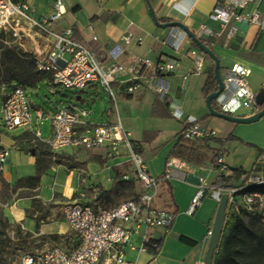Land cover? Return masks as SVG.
<instances>
[{"label":"crops","instance_id":"crops-1","mask_svg":"<svg viewBox=\"0 0 264 264\" xmlns=\"http://www.w3.org/2000/svg\"><path fill=\"white\" fill-rule=\"evenodd\" d=\"M22 1L33 9L32 15L36 19L48 17L53 11L52 0ZM235 1H246L247 6L243 12L258 11L264 24V0H149L158 20H166L168 23L180 22L194 34L201 25L216 33L217 35L207 36L201 40H204L218 57L220 74L235 64L241 65L250 71V76L258 78L256 89H252L246 79L249 89L257 92L264 88V28L247 22L236 23L234 36L230 37L229 30L232 24L222 27L211 16L216 6H231ZM62 3L65 14L62 21L53 26V30L59 31L70 27L74 38L94 50L101 60H105L107 50L115 45L123 49V54L118 59L122 64L129 63L134 57L152 61L158 60L159 57L176 60L178 66L174 73L156 79L150 82V85H144L134 94H125L114 87L118 115L110 114L112 99L108 97L106 107H101L99 116L94 121L111 122L113 116H117L139 144V152L151 176H161L168 160L180 163L178 164L180 169L175 170L173 179L166 183L162 194L165 205L175 212V218L158 254L155 257L147 254L138 257L132 255L130 258L137 264L203 262L217 204L207 195L194 213L189 214L188 209L191 199L197 192V185L187 182L183 175L186 173L188 176L191 173L205 179L206 184L211 186L218 174L230 177L239 184L241 178L238 172L263 170L264 117L251 124H233L210 116L203 98V89L212 62L199 52L189 38L182 41L178 50L163 44L170 28L162 29L156 26L145 0H62ZM126 34H131L134 38L130 45H125L121 41ZM136 38H141L142 42H136ZM197 63L200 64L199 68ZM184 75H188L186 80H183ZM159 90H162L163 98ZM84 93L94 96V101L101 98V92L95 87H90ZM155 97H158L160 102L165 99L168 105L155 110L158 117L151 115ZM77 99L82 104H89L88 99H82L81 96H77ZM123 106L129 109L130 116L132 114V118H129L130 127L124 123L125 118L121 117ZM173 111L182 113L184 118L194 117L203 127L216 131V137L208 141V146L212 150L207 154L209 160L218 155L215 164L209 161L202 166H194L176 158H168L182 130V120L173 118ZM164 114H169L170 117L164 118ZM140 120H143L142 125L139 124ZM23 133L32 134L22 131L16 136L0 135V149L9 152L1 172L0 216L36 236L59 238L66 234L71 236L62 212L61 217L51 218V214L56 212L58 206L77 199L76 195L81 186L94 184L104 192H111L118 178L131 172L125 154L110 155L104 147L95 150L69 148L57 154H64L73 159L76 167L66 171L64 165L53 163L41 176L38 186L32 190L36 192V196L24 194L16 197L13 191L16 182L36 173L35 146L26 148L27 139L16 140ZM231 137L236 140L226 141ZM258 150H261V155ZM92 156L100 157L105 164L100 166L90 160ZM220 162L226 167L225 170L215 168ZM20 190L30 191L27 188H17V191ZM34 198L43 206H50L46 220L43 218L38 220L37 216L26 214L31 209ZM59 241L62 246L71 245L69 238Z\"/></svg>","mask_w":264,"mask_h":264},{"label":"built area","instance_id":"built-area-1","mask_svg":"<svg viewBox=\"0 0 264 264\" xmlns=\"http://www.w3.org/2000/svg\"><path fill=\"white\" fill-rule=\"evenodd\" d=\"M246 6V1H235L231 6L218 5L211 16L222 27L232 24L230 37L234 36L236 23L247 22L264 28L260 13H244ZM52 7L53 11L48 17L36 19L32 15L33 9L26 2L0 0V40L6 42L9 38L21 48L29 45L26 52L32 55L35 70L45 77L38 85L51 83L53 86L83 93L90 87L102 88L114 100L115 88L131 95L144 85H150V82L177 70L176 60L166 57H159L156 61L134 57L127 64L119 63L118 59L123 54L119 45L109 48L105 60H101L94 50L74 38L70 27L53 30V26L62 21L65 10L62 0H52ZM195 35L203 39L217 34L201 25ZM187 38V34L180 28H170L163 44L178 50L182 41ZM133 39L131 34H126L121 41L130 45ZM136 42H142L141 38H136ZM199 66L197 63L198 68ZM249 74V70L237 64L224 73V89L215 99L219 112L250 117L259 110L255 101L256 92L249 89L246 81ZM187 77L188 75H184L183 80ZM159 93L163 98L162 90ZM0 97L4 130L21 129L32 133L36 140L48 144L53 151L69 148L95 150L104 147L110 155L125 154L132 171L131 176L125 174L121 178L133 181L136 187L134 197L118 203L109 204L96 199L90 201L84 199L83 194L65 203L61 212L72 237L71 245H53L39 252H27L19 264H137L130 256L147 254L155 257L175 218V212L165 205L162 194L166 183L173 179L175 170L180 169V163L168 160L161 176H151L139 152V144L122 121H92L89 119L91 110L72 104L55 112L35 109L33 120L32 103L26 89L4 84L0 86ZM75 100L80 102L77 97ZM240 110H245L246 114L237 115ZM172 117L182 120L181 135L185 139L211 141L217 135L215 130L203 127L194 117L184 118L182 113L176 111L172 112ZM43 119L51 124V136L47 140L42 139L39 128ZM8 156V150L0 149V187L2 168ZM262 161L264 162V157ZM221 164L223 163L220 162ZM220 165L219 170L226 169L224 164ZM183 178H187L186 173ZM240 178V183L228 190H213L205 179L199 178L200 184L191 199L188 213L193 214L207 195L218 204L222 195L227 194V208L231 206L237 211L256 216L264 224V194H239V186L264 180V169L241 174Z\"/></svg>","mask_w":264,"mask_h":264},{"label":"rangeland","instance_id":"rangeland-1","mask_svg":"<svg viewBox=\"0 0 264 264\" xmlns=\"http://www.w3.org/2000/svg\"><path fill=\"white\" fill-rule=\"evenodd\" d=\"M29 45H26L25 48H21L18 44L13 42V40L8 39L6 42H0V81L4 85L10 84L13 79L12 76H17L21 80H30V78L33 77V74H35L34 68L32 67V64L28 57L24 55L26 51H28ZM224 76V73L221 75V77ZM246 79L250 82V86L252 89H256V83H257V77L248 75ZM27 88V87H26ZM28 98L30 99L32 103L31 113L32 118L35 120V109H41L44 112H55L59 108H63L68 106L69 104L79 106L87 111L92 110V113L89 115V119H92L94 121L95 118L99 116V112L101 107H106L108 103V96L106 92L99 88V91L101 92V98H99L97 101H94V96L87 95L83 92H78L75 90H66L59 86H53L51 83H45L43 85H37L36 88H30L28 87L26 89ZM81 95L82 99H88L89 104H82L81 102H78L75 100V98ZM123 99V98H121ZM119 102L120 100L117 99ZM1 97H0V110H1ZM112 108L110 111V114L117 113V105L115 100L111 101ZM258 107V106H257ZM260 107H258L259 109ZM135 114V113H134ZM238 114H246L245 110H240ZM136 115V114H135ZM122 118L124 119V123L127 125L130 124L132 118V114L130 116L129 109L125 106L122 108ZM144 117V116H143ZM151 117V115H150ZM120 119L117 118V116H113L111 122L119 121ZM105 121V120H104ZM104 121L102 123H104ZM101 123V122H98ZM139 124H143V120L139 121ZM127 125V126H128ZM130 127V125L128 126ZM34 128H37L34 126ZM42 134L43 139H49L51 136V124L50 121L43 119L41 121V124L39 126ZM21 129H17L14 131H6L3 129L2 121H1V113H0V135L4 136H16L19 133H21ZM29 139V141H28ZM27 139V145L26 148L30 146H37L42 149H44L47 153L52 154V161L53 163H59L61 165H64L66 167V171L69 169H73L76 167V162L73 161V159L66 157L64 154L60 155L57 154L60 151H53L49 147L48 144L35 140L34 136L32 134H29V138ZM131 167V165H130ZM132 171V170H131ZM131 176V172L129 173ZM122 179V178H121ZM235 185L237 182L232 181ZM82 185V184H81ZM18 184H15L13 187L14 195L21 196V195H30V196H36V192L30 190V191H17ZM78 195H76V198L80 196V194H83L85 196L84 199H88L90 201L92 200H98V201H105L106 203L112 204V203H118L126 197L125 195H119L114 194L113 190L111 192H104L98 185L91 184L89 186H81L79 188ZM94 190H96L94 192ZM83 199V198H82ZM65 202V201H63ZM65 204V203H64ZM63 205H59L56 212L54 214H51V218L55 217H61V208ZM50 206H43L41 202L34 198L32 200V207L30 210L27 211L28 216H39L42 217L44 220L47 218L48 208ZM47 208V209H46ZM54 215V217H52ZM2 217V216H0ZM50 217V216H49ZM4 220L5 218L2 217ZM6 220V219H5ZM246 223H249L248 218H244ZM8 222V221H7ZM21 232V233H20ZM6 234V235H3ZM72 237L68 234L62 235L60 238L57 237L54 239L53 237H39L36 236L33 233L27 232L24 229H22L20 226L16 224H11L8 222V227L4 231V227L2 226V223H0V239L4 241V247L2 249V255L4 258L5 264H19L22 260L23 256L27 252H39L43 250L46 247H50L53 245L62 246L59 239H64Z\"/></svg>","mask_w":264,"mask_h":264},{"label":"trees","instance_id":"trees-1","mask_svg":"<svg viewBox=\"0 0 264 264\" xmlns=\"http://www.w3.org/2000/svg\"><path fill=\"white\" fill-rule=\"evenodd\" d=\"M161 23H168L166 20H159ZM9 39V38H8ZM7 39V40H8ZM6 40V41H7ZM0 42H4V40H0ZM202 42L209 47V45L202 40ZM210 48V47H209ZM200 52V51H199ZM203 54L202 52H200ZM26 57L29 58L32 67L34 68L35 74L30 80H21L17 76H12L13 81L6 86H18L24 89L36 88L37 85L45 78L42 74L35 70L34 59L32 55L28 52L24 53ZM205 55V54H203ZM206 56V55H205ZM208 57V56H206ZM209 58V57H208ZM212 62L210 70L208 72V79L203 89V98L204 100L208 95L215 92L217 90V83L214 78V63L212 59L209 58ZM221 68H219L220 71ZM3 84L0 81V86ZM27 87V88H26ZM167 103L165 99L163 102H160L158 97L154 98V108L152 109V116L158 117L155 113V110L158 107H167ZM212 106L214 109L218 110L215 101L212 102ZM164 118H169V114H164ZM145 135V134H144ZM151 135H154V133ZM29 134L23 133L21 136L16 138V140H24L28 139ZM36 140V139H35ZM236 140L235 138H227L226 141ZM218 143H222V141L216 140ZM35 168L36 173L34 176H30L27 178L20 179L16 182L18 187L27 188L30 190H34L39 182L41 176L50 168L53 164L52 154L47 153L44 149L40 147H35ZM212 149L208 146V141L205 140H195L191 141L183 138L181 133L177 138V142L175 143L173 149L170 151L168 158H176L187 164L194 166H202L207 162L211 161L215 164L218 155L216 154L210 160L207 154ZM261 155V150H258ZM90 160L97 162L100 166L105 164L104 160L100 157L92 156ZM217 169L218 166L215 165ZM246 172H238V176L244 174ZM122 176H120L118 181L113 186V193L119 195H125L126 198L134 197L136 194V187L133 181L122 180ZM213 190H228L234 188L235 185L232 182L230 177H226L223 174H218L214 181L210 186ZM248 191H259L264 193V186L253 187L248 189ZM42 217L37 216V219L40 220ZM244 218L249 219V223H246ZM0 223L5 229L8 227L7 220H3L0 217ZM21 233V232H20ZM6 235V234H3ZM54 239L57 237L54 236ZM4 247V241L0 239V264H5L4 258L2 255V249ZM212 264H264V224L260 221V219L256 216L247 214L244 211H237L233 207H228L226 211L225 223L223 227V231L221 234L219 246L214 254L213 263Z\"/></svg>","mask_w":264,"mask_h":264},{"label":"water","instance_id":"water-1","mask_svg":"<svg viewBox=\"0 0 264 264\" xmlns=\"http://www.w3.org/2000/svg\"><path fill=\"white\" fill-rule=\"evenodd\" d=\"M149 11L152 17V20L158 26L162 29H168V28H180L182 31H184L188 38L192 41V43L196 46V48L208 56L210 59H212L214 63V78L217 83V90L210 95H208L205 99V105L207 107L208 113L212 117H216L222 120H225L227 122L233 123V124H251L259 121L262 117H264V88H260L255 95V101L256 105L260 107V109L252 116L250 117H239V116H231L222 112H219L218 110L214 109L212 106V102L215 101V99L220 95V93L224 89V85L222 82V77L219 71L220 68V62L214 51L207 47L201 39H199L193 32L188 30L182 23L180 22H169V23H161L156 18V15L154 13V10L149 2V0H145ZM32 155L34 152H31ZM187 182L195 185L200 184V180L198 177L193 175H188L186 178ZM227 201H228V195L223 194L221 197V200L217 204L215 217L213 220V224L211 227L207 249L204 257L203 264H212L214 254L219 246L221 234L223 231L224 223H225V217H226V211H227Z\"/></svg>","mask_w":264,"mask_h":264},{"label":"bare ground","instance_id":"bare-ground-1","mask_svg":"<svg viewBox=\"0 0 264 264\" xmlns=\"http://www.w3.org/2000/svg\"><path fill=\"white\" fill-rule=\"evenodd\" d=\"M260 186H264V180L253 181V182L247 183L245 185L239 186V194H241V196H251V195H256V194H264L263 192H259V191H248V189H250V188L260 187Z\"/></svg>","mask_w":264,"mask_h":264}]
</instances>
